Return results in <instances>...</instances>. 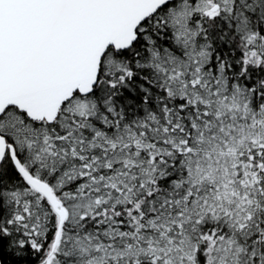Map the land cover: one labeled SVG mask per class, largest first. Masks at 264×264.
<instances>
[{"label": "snow or ice", "instance_id": "obj_1", "mask_svg": "<svg viewBox=\"0 0 264 264\" xmlns=\"http://www.w3.org/2000/svg\"><path fill=\"white\" fill-rule=\"evenodd\" d=\"M0 264H264V0H0Z\"/></svg>", "mask_w": 264, "mask_h": 264}]
</instances>
